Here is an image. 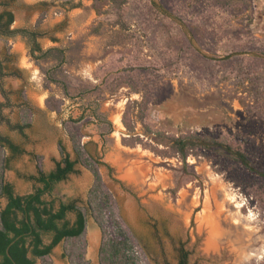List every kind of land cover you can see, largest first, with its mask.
I'll return each instance as SVG.
<instances>
[{
    "label": "rangeland",
    "instance_id": "obj_1",
    "mask_svg": "<svg viewBox=\"0 0 264 264\" xmlns=\"http://www.w3.org/2000/svg\"><path fill=\"white\" fill-rule=\"evenodd\" d=\"M9 9L13 26L37 29L44 49L66 54L62 64L57 53L37 64L22 36L0 38V132L25 151L0 149V182L3 174L27 194L37 186L27 177L35 154L46 171L61 159L60 143L75 158L65 128L75 119L140 264H165L158 235L173 264L181 239L190 264H264V176L216 144H237L264 168V0H14ZM41 66L60 81L50 84ZM198 136L209 146L187 157L175 150V138ZM77 167L46 197L78 199L86 260L101 264L95 177ZM71 249L63 241L36 262L73 264Z\"/></svg>",
    "mask_w": 264,
    "mask_h": 264
},
{
    "label": "trees",
    "instance_id": "obj_2",
    "mask_svg": "<svg viewBox=\"0 0 264 264\" xmlns=\"http://www.w3.org/2000/svg\"><path fill=\"white\" fill-rule=\"evenodd\" d=\"M11 1L14 0L0 1V7H5L0 12V38L8 41L22 36L26 40L30 56L37 64L42 58H50L54 53L61 56L59 64H62L66 49L60 47L44 49L40 44L42 34L37 29L13 26L15 15L9 9ZM58 57L56 56V58ZM41 70L47 74V81L50 84L60 81L53 72H45L42 66ZM4 75L1 68L0 89H3L2 78ZM52 110H56V108ZM76 123L75 119L65 123V128L77 154L76 157L72 158L60 143L62 157L55 160L54 169L46 171L43 168L42 156L35 154L36 172L27 176L37 184L32 192L18 193L14 184L6 180L2 174L0 194L6 199V204L0 208V264H37L36 258H48L53 249L63 241L72 244L69 255L73 264H88L86 260L87 215L84 208L78 204V199L75 198L58 201V199H47L46 197L52 194L58 183L69 179L72 174L79 173L78 164L88 167L95 177L89 201L102 229L100 263L140 264L136 254L138 246L136 237L119 215L114 195L104 181L98 162L87 154L82 143V134ZM30 126L29 120L19 123L16 127L20 132H24ZM187 138H175L173 144L176 146L175 150L184 157L192 152L193 147L209 146L207 138L196 137L199 141L198 144L188 141ZM216 144L220 145L219 149L227 152L245 167L264 176V168L262 170L256 168L250 156L239 145L221 142H216ZM4 147H8L13 155L25 152L20 145L0 132V149ZM8 160L7 157L2 158L5 168L9 167ZM70 214H73L74 218L69 217ZM46 236L50 237L49 242H46ZM179 252L177 264H190L191 251L186 247V242L181 244ZM165 264L172 263L166 259Z\"/></svg>",
    "mask_w": 264,
    "mask_h": 264
},
{
    "label": "flooded vegetation",
    "instance_id": "obj_3",
    "mask_svg": "<svg viewBox=\"0 0 264 264\" xmlns=\"http://www.w3.org/2000/svg\"><path fill=\"white\" fill-rule=\"evenodd\" d=\"M158 232V231H157ZM158 241H159V244H160V247H161V251L163 252V254H164V263H165V260L167 259L168 261H170L167 257H166V255H165V251H164V247H163V241H162V238H161V236L160 235H158ZM183 242H185L183 239H181L180 241H179V245H178V247H177V250H178V260H179V255H180V252H179V247L181 246V244L183 243ZM187 247V246H186ZM171 262V261H170ZM172 263V262H171ZM177 263H178V261H177ZM176 263V264H177ZM173 264V263H172Z\"/></svg>",
    "mask_w": 264,
    "mask_h": 264
},
{
    "label": "crops",
    "instance_id": "obj_4",
    "mask_svg": "<svg viewBox=\"0 0 264 264\" xmlns=\"http://www.w3.org/2000/svg\"><path fill=\"white\" fill-rule=\"evenodd\" d=\"M11 42H12V40H11ZM54 169V168H53ZM30 193V192H29Z\"/></svg>",
    "mask_w": 264,
    "mask_h": 264
}]
</instances>
